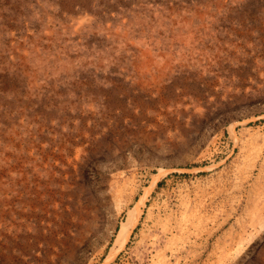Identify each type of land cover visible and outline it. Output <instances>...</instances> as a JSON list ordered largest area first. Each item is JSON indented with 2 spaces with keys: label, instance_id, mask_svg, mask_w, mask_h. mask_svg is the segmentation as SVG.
Returning <instances> with one entry per match:
<instances>
[{
  "label": "rangeland",
  "instance_id": "1",
  "mask_svg": "<svg viewBox=\"0 0 264 264\" xmlns=\"http://www.w3.org/2000/svg\"><path fill=\"white\" fill-rule=\"evenodd\" d=\"M0 264H264V0H0Z\"/></svg>",
  "mask_w": 264,
  "mask_h": 264
},
{
  "label": "bare ground",
  "instance_id": "2",
  "mask_svg": "<svg viewBox=\"0 0 264 264\" xmlns=\"http://www.w3.org/2000/svg\"><path fill=\"white\" fill-rule=\"evenodd\" d=\"M128 235V229H127V226H124L121 230H120V232H119V234H118V237H117V239H116V244L117 245H119V244H121L123 241H124V239H125V237Z\"/></svg>",
  "mask_w": 264,
  "mask_h": 264
}]
</instances>
